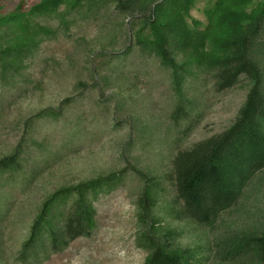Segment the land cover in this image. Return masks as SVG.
Here are the masks:
<instances>
[{
  "label": "trees",
  "instance_id": "trees-1",
  "mask_svg": "<svg viewBox=\"0 0 264 264\" xmlns=\"http://www.w3.org/2000/svg\"><path fill=\"white\" fill-rule=\"evenodd\" d=\"M3 8L0 4V90L29 81V60L43 42L69 35L78 20H98L100 28L110 25L116 31L92 48L93 54L108 58L101 89L116 80L121 56L138 48L165 71L162 81L172 93L165 126L153 113L149 118L134 113L129 121V137L135 131V141L141 140L148 152L157 148L152 154L159 161L141 166L140 157L133 156L134 163L44 194L30 209L19 261L34 263L90 237L97 225L95 202L135 176L140 181L136 244L146 252L141 264H264V0H19L13 9ZM193 10L204 19L194 17ZM122 36L132 45L116 52ZM94 72H99L96 65ZM197 79L216 92L243 86L245 99L227 128L183 145L201 118L197 98L187 89ZM87 86L81 81L75 88ZM121 98L118 94V102L126 101ZM74 101L68 96L27 123L58 120ZM82 117L70 121L74 129L62 135L66 138L55 149L47 138L27 144L21 139L0 157V217L8 213L11 199L5 187L31 189L43 168L60 159L75 137L86 135ZM133 144L121 149L123 162L131 157ZM33 151L39 160L25 170ZM163 161L167 172L159 169ZM188 226L207 229L211 236L194 246L185 243Z\"/></svg>",
  "mask_w": 264,
  "mask_h": 264
},
{
  "label": "rangeland",
  "instance_id": "rangeland-1",
  "mask_svg": "<svg viewBox=\"0 0 264 264\" xmlns=\"http://www.w3.org/2000/svg\"><path fill=\"white\" fill-rule=\"evenodd\" d=\"M18 1L0 0V4L4 5L2 11L13 9ZM27 1L33 4L39 0ZM192 14L204 19L199 10H193ZM100 24L98 20H78L69 35L43 42L39 51L29 60V81L0 90V157L9 153L21 139H25L24 143L27 144L33 139L41 142L47 138V144L55 149L54 146L66 138L62 135L74 129L70 121L77 114H83V124L86 130L89 129L81 139L75 137L76 142L60 159L42 169L31 189L23 191L20 187H5L11 192V199L6 211L8 213L0 217V264H24L17 256L22 235L30 220L29 212L33 204L38 203L47 192L57 186L117 170L128 165L127 162L134 163L133 156L140 157L141 166L159 161V157L154 155L158 152L157 148L152 151L154 154L148 152L141 140L135 141V131L129 137V121L131 115L140 112L146 118L151 113L155 114L165 121L164 126L168 123L166 114L171 109L172 93L167 83L162 81L165 71L138 48H134L131 53L121 56L120 73L116 74L112 85L101 89L103 83L100 76L108 70V58L93 54L92 48L105 44L107 37L116 31L110 25L100 28ZM130 44L132 41L129 37H119L115 51ZM93 65H96L99 74L91 73ZM81 81H85L88 86L76 89L75 85ZM96 81L99 84L93 86ZM187 85L188 94L197 98L201 118L187 138L183 139V145L227 128L246 93L243 86L216 92L210 83L199 79ZM101 90L104 91L103 95ZM118 94L126 101L118 102ZM68 96H74L75 101L65 109L60 119L47 117L27 123L39 111L57 108ZM93 129L100 130L98 135ZM132 140L131 157L123 162L120 151ZM36 152L29 155L25 170L39 160ZM164 154H167L166 149ZM159 169L167 172L168 162L163 161ZM139 185V179L133 176L117 190L100 196L95 202L97 225L90 237L76 239L64 251L39 257L31 264H141L146 252L136 244ZM210 236L207 229L204 231L188 226L183 241L194 246L205 242Z\"/></svg>",
  "mask_w": 264,
  "mask_h": 264
}]
</instances>
